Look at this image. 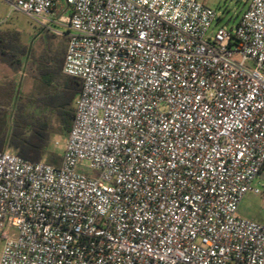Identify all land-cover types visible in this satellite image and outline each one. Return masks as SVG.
<instances>
[{
    "label": "built area",
    "instance_id": "2783aa9c",
    "mask_svg": "<svg viewBox=\"0 0 264 264\" xmlns=\"http://www.w3.org/2000/svg\"><path fill=\"white\" fill-rule=\"evenodd\" d=\"M1 1L82 89L59 165L0 151V264H264V0Z\"/></svg>",
    "mask_w": 264,
    "mask_h": 264
},
{
    "label": "trees",
    "instance_id": "16d2710c",
    "mask_svg": "<svg viewBox=\"0 0 264 264\" xmlns=\"http://www.w3.org/2000/svg\"><path fill=\"white\" fill-rule=\"evenodd\" d=\"M44 32L49 33L46 29ZM51 38L58 37L52 34ZM29 51L21 44L20 32L0 33V62L14 72L22 70ZM44 52L42 57L34 61L35 80L39 83L35 95L24 102L23 98L15 94L14 84L9 85L7 101L13 99L14 111L11 126L0 128V151L14 152L34 163L47 159V162L59 165L61 157L50 149L54 134L52 119L58 118L60 131L68 137L75 115V100L81 92L82 82L62 75L64 51L55 54L52 48L44 47ZM51 83L58 85L60 97L53 93Z\"/></svg>",
    "mask_w": 264,
    "mask_h": 264
},
{
    "label": "rangeland",
    "instance_id": "374dc122",
    "mask_svg": "<svg viewBox=\"0 0 264 264\" xmlns=\"http://www.w3.org/2000/svg\"><path fill=\"white\" fill-rule=\"evenodd\" d=\"M207 6L213 8L219 15V22L215 23L213 28L218 26H225L229 30L235 28L239 21V18L243 12L247 9L249 0H199ZM71 10L68 8L66 0H60L58 5V14L69 16ZM53 29L65 32V29L58 25H53ZM17 31L21 34V44L27 47L29 51L28 58L24 60V66L22 67L25 77L21 79V87L15 88V94L17 97L23 98L25 102L30 96L35 95L39 89V84L35 81L36 73L34 71V61L44 55V47L53 49V52L61 53L66 49L67 39L63 37L51 38L52 33L44 32L39 24L31 21L26 16L19 12H15L11 7L0 0V33ZM53 53V54H54ZM58 58V57H57ZM2 63V62H0ZM19 72H2L0 70V128L7 129L11 126L14 102H8L7 90L10 84H14V81H19ZM12 79V80H11ZM53 93H57L56 96L60 97L61 92H58V85L51 83ZM4 109V110H3ZM52 126L54 134L52 135L51 152L58 156H62L64 148L67 142V136H65L59 129V121L57 117H53ZM45 160V159H44ZM47 161V159L45 160ZM258 187L264 192V173L256 181ZM238 215L241 218L253 220L259 223H264V201L261 197L254 194H247L242 200Z\"/></svg>",
    "mask_w": 264,
    "mask_h": 264
},
{
    "label": "crops",
    "instance_id": "0c3cea01",
    "mask_svg": "<svg viewBox=\"0 0 264 264\" xmlns=\"http://www.w3.org/2000/svg\"><path fill=\"white\" fill-rule=\"evenodd\" d=\"M56 14L57 15H59L58 14V8H57V11H56ZM67 47V46H66ZM64 52L66 53V49L64 50ZM64 61H65V55H64ZM0 70L2 71V72H12V70H11V68L10 67H8L7 65H5V64H3V63H0ZM20 73V75H22V77H20V80L19 81H14V87H16V88H20L21 87V79L22 78H24L25 77V73L23 74L22 72H19ZM62 75L65 77V78H73V77H71V76H68V75H66L65 73H64V62H63V72H62ZM12 80V79H11ZM37 84H39L38 83V81H35ZM72 82H70L69 84H71Z\"/></svg>",
    "mask_w": 264,
    "mask_h": 264
}]
</instances>
